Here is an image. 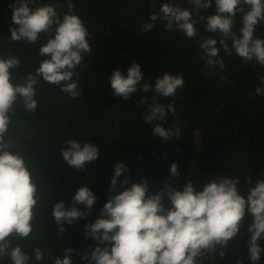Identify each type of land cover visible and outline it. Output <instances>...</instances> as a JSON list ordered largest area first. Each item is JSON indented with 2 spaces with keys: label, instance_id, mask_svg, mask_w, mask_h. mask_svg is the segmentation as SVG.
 <instances>
[{
  "label": "trees",
  "instance_id": "obj_1",
  "mask_svg": "<svg viewBox=\"0 0 264 264\" xmlns=\"http://www.w3.org/2000/svg\"><path fill=\"white\" fill-rule=\"evenodd\" d=\"M15 0H0V56L19 57L20 68L16 79L22 81L26 74L34 72L42 59L39 48L47 36L41 34L35 44L13 42L9 28L12 26V10ZM171 2L181 8L188 7L187 0H72L73 12L84 22L91 33V54H86L79 72L81 95L75 99L42 79L36 88V111L24 109L20 99L10 112L11 123L7 138L15 145L14 151L24 155L31 163L35 183L41 198L36 206V218L29 237H16L12 245L19 244L30 256V264H54L53 258L63 259L64 249H72V264H88L81 259L90 255L97 241L85 238L86 224L94 223L107 202L109 195L118 194L131 183L146 180L149 193L155 194L164 183L180 188L191 180L199 190L213 177H239L241 194H246L255 182L264 179V96H258V77H264V66L254 61L245 63L234 52L226 55L221 49L224 70L206 66L199 48L201 38L220 39L219 34L208 33L204 23H197L196 39L187 38L182 32L167 31L165 22L158 20L148 32L141 25L149 22L152 12H158L162 3ZM68 0H35L34 6L60 5L58 14L67 13ZM153 5H155L153 7ZM247 10V9H246ZM212 7L193 18L210 16ZM241 16L235 17L233 31L239 33ZM264 39V23L254 33ZM229 46L231 43L229 41ZM219 47V45H218ZM142 66L144 81L154 86L163 74L180 75L184 87L176 96L155 97L158 103L174 104L175 115L169 114L166 128H181V137L163 141L152 134L155 123L145 124L144 116L153 102L154 93L137 92L125 101L113 95L109 77L120 68L126 74L132 63ZM75 79V77H74ZM147 96V103H142ZM74 139L83 146L93 143L99 149L98 158L86 163L78 171L63 160L61 149L66 141ZM128 169L117 178V189L109 193L110 180L117 164ZM172 163L177 164L178 177L169 172ZM252 184H245L246 176ZM125 177L129 185L120 187ZM87 186L96 201L85 219L72 225H62L63 234L54 222L52 208L58 202L72 206L76 191ZM85 211L83 205H76ZM252 217L246 212L240 234L229 241L225 256L218 253L202 261V264H250L247 252V231ZM264 248V240L259 241ZM46 251L42 261L34 259V249ZM0 264H11L5 256ZM259 264H264V252Z\"/></svg>",
  "mask_w": 264,
  "mask_h": 264
},
{
  "label": "clouds",
  "instance_id": "obj_2",
  "mask_svg": "<svg viewBox=\"0 0 264 264\" xmlns=\"http://www.w3.org/2000/svg\"><path fill=\"white\" fill-rule=\"evenodd\" d=\"M187 2L189 6L185 8L171 2L162 3L158 12L150 14L149 22L141 25V31H151L158 20H163L167 31H179L189 39H196L195 25L204 23L206 32L220 36L219 40L201 38L199 48L206 66L224 70L221 49L226 55L234 52L245 63L254 61L264 66V39L254 35L257 26L264 23V0H214L215 13L200 16L199 20L193 18L194 13L212 7L213 0ZM34 5L35 0H15L9 5L12 10L10 39L35 44L41 34L46 35L47 41L38 52L45 58L34 72L18 82L20 58L0 56V259L7 256L11 264H30V256L19 244L13 246L12 241L16 237L25 239L32 233L41 194L29 169L31 162L14 151L15 145L7 138L9 114L18 99L25 110L36 111L39 105L35 99L36 88L41 79L59 86L72 99L80 96L77 69L83 65L85 55L92 52L91 33L85 22L74 14L72 0H68L67 13L63 16L57 12L60 5ZM238 14H242L239 33L233 31ZM143 77L139 63H132L126 74L117 67L109 77L113 95L127 101L134 93L153 92L144 123L157 122L152 134L163 141L179 139L182 135L179 126H163L169 114L175 115L174 104L158 103L155 97L174 98L184 87L183 77L165 73L156 78L154 86ZM258 79L260 86L255 88V93L264 96V77ZM147 101L145 96L141 102ZM61 156L67 165L82 171L86 163L98 158L99 149L93 143L81 146L69 139L61 149ZM127 171L123 164L114 166L109 193L116 191L117 178ZM169 172L173 177L179 176L176 163L170 165ZM129 184L128 177L120 181L122 188ZM239 184V177L219 176L211 178L199 190L191 180H186L180 188L164 183L162 189L150 194L146 180L131 183L118 194L109 195L99 218L84 226L85 238L97 241V246L81 259L88 264H202L217 253L221 258L225 256L224 249L240 234L247 212L252 217L247 229L250 233L248 258L250 264H259L264 252L259 244L264 240V179L257 180L246 194H241ZM245 184H252L250 175L245 177ZM95 201L93 192L82 186L72 197L71 207L66 208L62 201L56 203L52 216L58 231L63 234L62 225L87 218ZM76 205H83L85 211ZM72 253V249H64L63 259L54 257V264H72ZM45 255V250L34 249L37 262Z\"/></svg>",
  "mask_w": 264,
  "mask_h": 264
}]
</instances>
